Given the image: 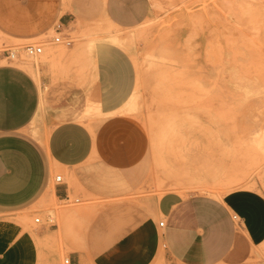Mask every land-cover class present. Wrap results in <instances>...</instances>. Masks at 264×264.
<instances>
[{"label":"rangeland","instance_id":"obj_1","mask_svg":"<svg viewBox=\"0 0 264 264\" xmlns=\"http://www.w3.org/2000/svg\"><path fill=\"white\" fill-rule=\"evenodd\" d=\"M78 2L84 15L76 27L61 31L55 24L34 38L0 32V50L42 44L41 55L32 57L21 51L19 60L11 62L20 65L29 56L35 64L31 71L37 74L52 48L69 46L56 42L57 36L88 52L105 34L128 40L131 50L122 47L135 62L137 85L124 111L146 125L151 149L129 174L107 171L96 163L82 165L69 179L60 170L54 172L50 189L35 200L30 212L32 225L40 217L58 233L48 242V253L58 254L61 264H67L65 259L72 255L80 257L79 264H264V244L258 252L251 250L246 231L239 225L238 250L244 255L240 262L173 261L162 239L152 261H125V239L133 243L137 235L129 227L145 218V201L152 195L159 202L176 195L181 201L209 199L230 205L232 192L242 188L254 193L264 207V0H152L146 20L129 29L104 19L94 0ZM91 15L95 23L89 20ZM187 54L212 74V94L200 98L174 94L181 58ZM0 63L6 61L0 59ZM133 104L138 105L137 112ZM58 174L70 185L69 198L52 196ZM123 176L124 184L113 182ZM68 211L74 214L66 217ZM231 216L233 221L240 219L234 209ZM163 220L167 223L159 215V233Z\"/></svg>","mask_w":264,"mask_h":264},{"label":"crops","instance_id":"obj_2","mask_svg":"<svg viewBox=\"0 0 264 264\" xmlns=\"http://www.w3.org/2000/svg\"><path fill=\"white\" fill-rule=\"evenodd\" d=\"M94 3L104 19L123 29L140 25L152 8V0ZM83 15L78 0H0V32L34 38L55 24L61 31L74 28ZM22 65L0 63V264H61L59 255L47 249L58 236L56 229L30 220L31 207L50 189L54 172L60 170L69 179L82 165L96 163L129 174L148 156L151 136L138 117L124 111L136 89L137 69L121 45L102 37L89 52L74 44L56 46L37 74ZM126 176L113 182L124 184ZM54 187L52 196L69 197L68 182L61 179ZM145 203V218L129 227L136 230V239H125L127 262L153 260L160 240L159 215L167 219L159 226L173 261H242L236 225L245 229L251 250L258 252L264 244V207L242 188L232 192L230 205L209 199L181 201L176 195L161 202L152 195ZM231 209L240 219L232 220ZM69 259L70 264L80 263L78 255Z\"/></svg>","mask_w":264,"mask_h":264},{"label":"bare ground","instance_id":"obj_3","mask_svg":"<svg viewBox=\"0 0 264 264\" xmlns=\"http://www.w3.org/2000/svg\"><path fill=\"white\" fill-rule=\"evenodd\" d=\"M192 37V36H191ZM106 39L108 40H111L121 46H125L127 47L128 49L131 50V44L128 40L122 38V37H118L116 35H106L105 34V37ZM148 38V37H146ZM151 38V37H150ZM191 39V38H189ZM193 39V37H192ZM188 43V41H187ZM187 45V44H185ZM197 45V44H196ZM187 47V46H186ZM194 47V46H193ZM195 48V47H194ZM182 51V50H181ZM205 51V50H204ZM187 53V52H186ZM192 53V52H191ZM190 53V54H191ZM198 53V52H197ZM205 54V53H203ZM197 55V54H195ZM198 56V55H197ZM196 56V57H197ZM26 59H24L23 62V65L25 66V68L27 69H30V72L32 70V68L35 66L33 60L31 57L27 56V57H24ZM21 59V58H20ZM19 60V59H18ZM20 62V61H19ZM181 68H179L178 70V77H177V90L174 91V94L176 95H180V96H191L193 98H200V97H205V96H208L210 94L213 93L214 91V87H213V83H212V74L207 71L206 69H203L202 67L198 66L196 62V60H194V58H192V56H188L187 55H184L182 58H181ZM22 65V64H20ZM22 65V66H23ZM202 65V64H201ZM35 68V67H34ZM33 68V70H34ZM35 74V73H33ZM133 97V96H132ZM132 102V98L130 100ZM132 109L134 111L137 112V110H139V107L138 105L136 104H133L132 106ZM206 172V171H205ZM219 172V171H218ZM207 173V172H206ZM217 174H215L216 176ZM213 176V175H212ZM210 178V177H209ZM219 178V177H218ZM215 179V178H214ZM217 180V179H216ZM211 182V181H210ZM216 183V181H215ZM214 183V184H215ZM238 183V182H237ZM248 183V182H247ZM179 186H180V183L178 182ZM213 184V185H214ZM217 184V183H216ZM236 184V183H235ZM244 184V183H243ZM246 184V183H245ZM253 184V183H252ZM255 185V184H254ZM209 187V185H207ZM172 187V185L170 186ZM178 187V186H176ZM257 187V186H256ZM249 188H252V187H249ZM208 191L209 188H208ZM212 192V191H211ZM213 194V193H212ZM214 195V194H213ZM220 197V196H219ZM74 213L73 211H68L65 213L66 217L68 216H72ZM2 220V219H1ZM22 220V219H21ZM20 221V220H19ZM25 221V220H24ZM21 222V221H20ZM27 223V221H26ZM24 228V227H23ZM52 237H50L51 239ZM48 239V238H47ZM46 239V240H47ZM159 239L161 240L162 239V236H161V233H159ZM49 241V239H48Z\"/></svg>","mask_w":264,"mask_h":264},{"label":"built area","instance_id":"obj_4","mask_svg":"<svg viewBox=\"0 0 264 264\" xmlns=\"http://www.w3.org/2000/svg\"><path fill=\"white\" fill-rule=\"evenodd\" d=\"M55 41L58 43L63 41L67 45H71L72 43L71 40L63 39L60 36L55 37ZM21 51H23L29 56L35 57L43 53L44 47L40 43H28L24 45L23 47H4L3 49L0 50V59H3L7 63L8 62L10 63L12 61H15L16 59H19L20 57L19 55ZM61 179H62L61 175L56 176V181H61ZM66 198H69V197H66ZM234 218H236V216H234ZM35 222L37 223L41 222V218L37 217L35 219ZM165 223L166 222L163 220L159 223V225L161 227H164ZM65 263L70 264V259L69 258L65 259Z\"/></svg>","mask_w":264,"mask_h":264}]
</instances>
